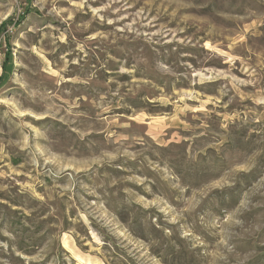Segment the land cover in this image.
Listing matches in <instances>:
<instances>
[{"label":"rangeland","instance_id":"1","mask_svg":"<svg viewBox=\"0 0 264 264\" xmlns=\"http://www.w3.org/2000/svg\"><path fill=\"white\" fill-rule=\"evenodd\" d=\"M0 76V264H264V0H0Z\"/></svg>","mask_w":264,"mask_h":264},{"label":"trees","instance_id":"2","mask_svg":"<svg viewBox=\"0 0 264 264\" xmlns=\"http://www.w3.org/2000/svg\"><path fill=\"white\" fill-rule=\"evenodd\" d=\"M9 58H10V56H8V59ZM3 70H4L3 75H5V72H9L11 70L10 63L6 64V66H3ZM2 76H0V77H2ZM0 83H1V80H0Z\"/></svg>","mask_w":264,"mask_h":264}]
</instances>
